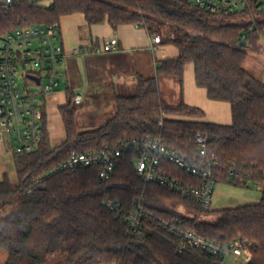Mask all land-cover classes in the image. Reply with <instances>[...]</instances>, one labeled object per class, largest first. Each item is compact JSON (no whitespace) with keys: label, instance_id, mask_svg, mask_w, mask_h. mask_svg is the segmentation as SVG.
<instances>
[{"label":"trees","instance_id":"trees-1","mask_svg":"<svg viewBox=\"0 0 264 264\" xmlns=\"http://www.w3.org/2000/svg\"><path fill=\"white\" fill-rule=\"evenodd\" d=\"M42 1L17 0L8 12L0 9V37L26 26L60 27L63 17L80 13L89 26L136 25L151 36L168 27L173 37L163 45L175 46L179 56L161 61L155 77H139L134 94L117 96L114 117L100 127L79 131L78 108L69 94L60 111L65 142L51 147L44 116L37 150L13 153L18 184L8 175L0 181V211L18 206L16 212L0 217V248L8 254L6 264H224L222 257L198 248L181 250V238L164 230L163 220H177L184 229L216 243L247 241L248 264H264V84L244 67L248 51L261 50L264 14L257 20L243 15L226 18L199 9L190 0H52L49 7L40 6ZM189 62L197 85L209 99L231 105L232 125L194 121L204 117L202 110L185 103L172 105L163 98L160 79L182 83ZM199 134L208 138L209 158L217 161L216 183L263 186L259 203L223 210L218 224L199 221L209 211L194 199L146 183L135 170V151L119 158L107 182L95 168L57 170L74 152H95L148 136L161 137L190 160L205 162L196 143ZM164 166L186 186L204 182L202 176L173 164ZM106 196L119 199L125 211L143 206L146 216L138 236L130 235L126 225L103 206Z\"/></svg>","mask_w":264,"mask_h":264},{"label":"built area","instance_id":"built-area-1","mask_svg":"<svg viewBox=\"0 0 264 264\" xmlns=\"http://www.w3.org/2000/svg\"><path fill=\"white\" fill-rule=\"evenodd\" d=\"M190 1L199 9L226 18L243 15L249 20H257L264 14V0ZM16 3L17 0H3L0 9L8 12ZM246 37L243 36L244 39ZM161 42L160 36H151L152 50L157 49ZM118 51V40L110 39L98 46L77 47L72 55L100 56ZM68 56L58 25L21 27L0 37V143L8 146L12 153H32L39 147L44 129L42 99L59 89L65 78ZM21 79L25 81L24 86H21ZM81 100V96L76 97L75 104H80ZM196 143L201 160L207 161H192L178 150L168 147L161 137L148 136L126 139L116 146H106L95 152H74L57 170L75 172L95 168L99 171L100 179L107 182L111 180L119 158L126 152L135 151L138 153L135 170L146 183L159 184L192 198L203 211H209L217 184L213 171L217 161L209 158L207 137L199 134ZM165 164H173L200 175L204 182L200 186H186L166 171ZM254 184L262 190V185ZM102 204L115 219L126 225L130 235H139L146 216L143 206L139 204L131 211H125L121 201L111 196H106ZM161 226L181 238V250L198 248L212 256L222 257L224 262L230 255L249 253V244L244 240L216 243L184 229L177 220H163Z\"/></svg>","mask_w":264,"mask_h":264},{"label":"crops","instance_id":"crops-1","mask_svg":"<svg viewBox=\"0 0 264 264\" xmlns=\"http://www.w3.org/2000/svg\"><path fill=\"white\" fill-rule=\"evenodd\" d=\"M51 4L52 0H45L39 5L49 7ZM60 30L62 43L69 54L64 68L65 78L56 93L42 99L50 145L54 148L66 140V129L60 111L68 104L69 94L74 96V103L76 97H82L81 103L76 104L81 106V115L90 116L89 120L92 118L102 121L98 126L100 127L107 122L104 121L107 115L115 113L117 96L134 94L139 77H155L161 61L179 56V50L175 46L163 45L169 37L162 33L158 35L162 39L161 44L152 50L151 35L146 29L136 25L113 28L104 23L89 26L85 16L77 13L63 17ZM110 39L118 40V52L87 57L72 55L77 47L98 46ZM260 46L261 50L258 52L248 51L249 56L244 67L249 61V68L254 75L251 74L264 84V41L260 42ZM161 82L166 90L173 94V103L163 97L169 104L185 103L204 112L203 118L192 120L222 126L232 125L231 105L209 99L207 91L196 83L194 65H185L182 83L176 78H162L159 82L160 88ZM120 91L124 94L120 95ZM8 149V146L0 143V155L5 154ZM0 255L4 254L0 252Z\"/></svg>","mask_w":264,"mask_h":264},{"label":"rangeland","instance_id":"rangeland-1","mask_svg":"<svg viewBox=\"0 0 264 264\" xmlns=\"http://www.w3.org/2000/svg\"><path fill=\"white\" fill-rule=\"evenodd\" d=\"M161 33L165 34V36L171 38L173 37V33L168 27L163 28ZM248 63L246 64L245 68L246 70L250 71V73L253 74L252 70H250L249 68ZM187 65L193 66V63L189 62L187 63ZM161 80L162 79H160V81ZM20 83L21 86H24L25 81L21 79ZM161 92L163 97L168 101L172 103L175 101V100H171L174 99L172 98L173 94L172 93L170 94V92L166 90L162 82H161ZM123 94L124 93L120 91V95ZM129 95H131V93ZM77 107H78L77 126L80 132L87 131L91 128L98 127L99 125L102 124V121H96V119L94 120L91 118V120H89L90 116L88 115H81L80 113L81 106H77ZM115 113L112 115H107L106 120L104 121H108L109 119L114 117ZM51 147L54 148V146ZM13 156L14 155L12 151H10L9 149L5 154L0 155V181L3 180L4 175H8L10 181L14 185H17L18 177H17ZM261 200H262V191L261 189H258L255 185H250L248 188H242V187H235L225 182H219L215 186L212 204L209 212L203 215L202 217H200L199 221L203 223L218 224L223 219V213H222L223 210L233 209L251 204H257ZM17 209H18L17 205H9L0 211V217L8 216L16 212ZM179 210L186 213V211L183 208H180ZM0 252L4 254V255H0V264H6L7 252L1 248H0ZM250 258H251L250 253H244L242 256L230 255L226 258L224 264H248Z\"/></svg>","mask_w":264,"mask_h":264},{"label":"water","instance_id":"water-1","mask_svg":"<svg viewBox=\"0 0 264 264\" xmlns=\"http://www.w3.org/2000/svg\"><path fill=\"white\" fill-rule=\"evenodd\" d=\"M243 45V44H242ZM33 79H35L37 82H39V80L38 79H36V78H33Z\"/></svg>","mask_w":264,"mask_h":264}]
</instances>
